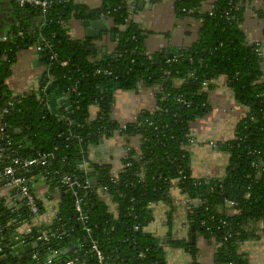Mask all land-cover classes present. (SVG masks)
I'll use <instances>...</instances> for the list:
<instances>
[{
    "label": "trees",
    "instance_id": "obj_1",
    "mask_svg": "<svg viewBox=\"0 0 264 264\" xmlns=\"http://www.w3.org/2000/svg\"><path fill=\"white\" fill-rule=\"evenodd\" d=\"M2 1L12 8L15 21L8 23L6 39L0 42V107L11 100L15 105L1 122L10 145L0 142L9 157L0 159V172L11 165V159L32 158L56 147L49 169L61 170L76 181L70 190L56 187L53 175L44 179L51 189L49 196L58 198V207L51 224L43 229L58 238H50L37 249L41 260L51 252L55 264L73 258L79 264H167L161 241L145 228L152 220L150 205L169 204L170 189L176 182L180 194L192 202L187 213L192 235L213 242L219 264H248L246 255L239 252L240 245L255 239L253 225L264 222V57L261 44L251 42L241 29L246 5L255 0H243L237 9L236 0H177L173 6L177 18L190 16L201 22L197 40L185 49L149 55L143 31L129 20L136 7L132 9L122 0H104L89 11V18L112 21L109 30L117 35V43L115 57L108 61L102 54L100 61L94 60L98 53L92 55L90 39H70L69 22L85 18L87 12L74 0H58L46 15L31 7L19 8L14 0ZM260 1L258 14L264 19V0ZM18 32L22 38L15 37ZM31 46L42 48L38 54L45 70L36 90L14 97L6 81L19 52ZM98 69L109 70L112 76L95 74ZM222 77L234 100L247 112L236 124L232 139L214 143L215 151L227 158L224 174L195 178L187 150L193 139L190 126L210 112L208 92ZM112 83H119L123 91L156 88L154 109L141 111L134 122L118 123L111 116L116 91ZM50 84L53 90L70 94L71 116L64 109L52 113L39 102L40 98L49 102L45 90ZM93 106L98 107L95 116L89 113ZM61 116L67 120L59 121ZM115 135L124 139L137 136L140 141L138 152L127 148L117 173L87 156L89 147ZM78 162L91 171L94 185L86 187L88 178ZM73 192L80 199L84 223L78 220ZM4 194L18 197L0 185V199ZM226 202L235 205L229 208ZM108 203L115 209L110 210ZM39 208L42 212V203ZM20 221L30 222L26 211L21 207L13 211L0 201L4 236L0 246L14 245V250L0 253V257L7 256L2 264H31L27 244L11 239ZM166 243L189 252L190 264H200L195 243L170 238ZM93 245L105 257L102 263ZM68 247L75 250L62 254Z\"/></svg>",
    "mask_w": 264,
    "mask_h": 264
},
{
    "label": "crops",
    "instance_id": "obj_2",
    "mask_svg": "<svg viewBox=\"0 0 264 264\" xmlns=\"http://www.w3.org/2000/svg\"><path fill=\"white\" fill-rule=\"evenodd\" d=\"M103 1L74 0L76 4L85 7L87 12L85 18L69 22L68 34L70 39H86L85 31L80 23L83 20H95L89 18V11L92 12L99 8ZM122 1L128 3L132 9L136 7V11L130 14L129 20L136 23L143 31L145 35L144 46L147 53L185 49L197 40L201 22L190 16L177 18L173 11L174 3L177 0H159L154 4H151L149 0ZM10 8L7 1L0 3V31L8 29L9 18L13 17ZM261 8L262 2L260 0L247 4L245 8L241 29L251 42L259 41L264 34V19L258 14ZM4 17H8V19ZM103 21L110 29L112 21ZM110 34L111 31L108 30L107 34H102V39L91 40V43L99 51L101 48H105L106 56L113 58L117 42L111 40ZM97 56L100 58L99 55ZM44 70L35 46L20 51L6 81L12 96H20L31 89H37L38 79ZM155 91L156 88L143 86L136 91L116 89L111 110L112 118L120 124H125L134 122L143 110L152 111L155 107ZM61 93L64 94V92ZM208 104L210 112L190 126L193 139L187 150L191 154V175L195 178L220 177L224 174L227 158L216 152L209 143L232 139L236 124L247 112L243 105L234 100L233 94L223 77L214 81V88L208 92ZM97 112V106L90 107L91 116H95ZM139 143L137 136L124 139L120 135H115L89 147L87 156L95 164L106 163L110 165L112 171L117 173L122 168L120 161L126 156L127 148H132L138 152ZM81 169L84 170L83 167ZM35 194L43 208L38 221L43 226H48L56 215L58 198L56 196L51 198L47 192V187L40 182L35 185ZM169 195L172 206L170 207L164 202L152 204L150 206L152 220L145 228L147 232L155 235L161 241L167 264H190L191 255L189 252L180 247L170 246L166 241L169 238L176 241H191L192 236L194 237L197 261L200 264H219L215 258L216 247L213 242H208L201 235H192L187 221V212L183 206L185 199L180 194L176 182L172 183ZM101 196L104 198L103 194ZM108 204L110 210L115 209L113 203ZM227 213L229 215L234 214L231 210H227ZM255 236V239L242 243L239 252L246 255L248 264H264V224L255 230Z\"/></svg>",
    "mask_w": 264,
    "mask_h": 264
},
{
    "label": "built area",
    "instance_id": "obj_3",
    "mask_svg": "<svg viewBox=\"0 0 264 264\" xmlns=\"http://www.w3.org/2000/svg\"><path fill=\"white\" fill-rule=\"evenodd\" d=\"M16 5L19 8L28 6L32 9L40 11L43 15H46L52 7L58 3V0H14ZM153 1V0H149ZM245 1V0H244ZM243 2V0H236V3L234 4V8L237 9L240 7ZM15 37H23V34L21 32H18L15 34ZM6 37H3L2 40H5ZM42 41V40H41ZM257 44H261V48H259L261 57H264V35L263 37L257 41ZM37 52H40L42 50L41 47H36ZM150 53L146 52V55H149ZM100 57V54H98ZM52 58H55L54 56ZM95 61H100V58L95 57ZM62 66H66V62L61 63ZM95 74L97 75H103L107 77L112 76V72L109 70L104 69H98L96 70ZM115 79V78H113ZM36 89H31L27 93H30L31 91ZM45 89H42L43 92ZM74 91V90H73ZM15 97V96H14ZM39 102L42 103L45 107L50 109L49 102L44 100L43 98L39 99ZM15 105V101L11 100L6 107L1 108L0 107V142L2 145L9 146V140L8 136L4 134V126L1 123L5 116H7L12 110L13 106ZM67 118L61 116L59 117V121H65ZM215 142H210L209 145L214 148ZM56 150V147L53 148L52 151L47 153H38L36 156L32 158H14L11 159V165L5 167L2 172H0V185H2L4 188L8 190L15 191V193L18 195V197L13 198L9 196L8 194H4L1 196L0 201L3 202L5 205L12 208L13 211L19 209V207L23 208L28 217L30 218V222L27 223L25 221H20L16 223L17 228L15 229V232L12 235V241L14 243H26L27 245H30L32 243H37V248L32 250L29 255V259L31 264H55L52 261V254L51 252H48L46 255V259L44 261L41 260L39 257V254L36 252L37 249L49 242L50 238H58L55 233H52L51 235L43 229V225L39 223L38 217L41 215L40 208H39V201L37 199V196L34 193L35 185L39 182L44 184L46 186V183L44 181L45 177L47 175H53V183L56 185V187H65L67 189L73 190L76 187V181L72 177H70L65 172H62L61 170H55L51 171L49 168L51 166V162L55 158L54 151ZM5 148L3 146L0 147V159H8L9 157L4 155ZM84 163H82V167L84 170L87 168L84 167ZM80 167V166H78ZM40 177V179L34 178V177ZM52 180V178H51ZM86 187L89 186V181L85 182ZM47 187V186H46ZM47 192L50 193L51 189L47 188ZM73 195L75 197V211L78 215V220L82 223L85 222L86 218L81 214V208H80V199L76 197V193L73 192ZM14 199H18L20 202V205H17V201ZM184 209L187 213L191 212V205L192 202L184 196ZM170 207L172 206V202L168 204ZM227 207H232L235 205L234 202H226ZM151 206V205H150ZM264 222L259 221L256 224L253 225V229H258L259 226L263 225ZM135 230L138 229V227L134 228ZM88 232V230H86ZM2 229L0 228V241L4 239V236L2 235ZM26 245V246H27ZM160 245L162 243L160 242ZM3 249H8L10 251L14 250V245L12 244H5L0 246V253L3 251ZM92 250L95 252L96 258L99 263H102L105 260V257L101 254V252L97 249L96 245L92 246ZM18 255V253H17ZM143 257V255L141 254ZM64 264H79L78 258H73L70 260H67Z\"/></svg>",
    "mask_w": 264,
    "mask_h": 264
},
{
    "label": "water",
    "instance_id": "obj_4",
    "mask_svg": "<svg viewBox=\"0 0 264 264\" xmlns=\"http://www.w3.org/2000/svg\"><path fill=\"white\" fill-rule=\"evenodd\" d=\"M27 7L28 6H25V8H27ZM10 12H12V8H10ZM12 19H15V17H12L10 20H12ZM80 24H81V27L85 31V38L90 39V40L102 39V34H107V31L109 30V28L106 26V24L103 20H83V21H81ZM7 31H8L7 28L1 31L0 42L2 41L3 37H6ZM110 38L112 41H114L115 38H117V35L110 34ZM99 52L102 54L103 60H107V61L110 60V58H107V56H106V49L105 48H101V50L99 51V49L95 45H92V47H91L92 55H95ZM114 57H115V55L113 56V58ZM51 86H52V84H50L45 90V92L49 94L48 97H49L50 111L53 113L54 110L64 109V111L67 113V116H71V114H72L71 113L72 103H71V99H70V94L69 93L62 94L60 92V90H53L51 88ZM111 87L114 90L120 89V84L119 83H112ZM78 166H80L79 169L82 170L81 169L82 168L81 162H78ZM82 173L87 176L88 181L91 185L95 184V179L93 178L90 170H84ZM191 232H193V228H191ZM191 242L194 243V237L193 236L191 237ZM36 248H37V243H32L30 245L25 246L27 253H29L30 251H32ZM74 250L75 249L73 247H68L67 249H65L64 252H62V254H68ZM6 259H7V256L0 257V264L5 262Z\"/></svg>",
    "mask_w": 264,
    "mask_h": 264
},
{
    "label": "flooded vegetation",
    "instance_id": "obj_5",
    "mask_svg": "<svg viewBox=\"0 0 264 264\" xmlns=\"http://www.w3.org/2000/svg\"><path fill=\"white\" fill-rule=\"evenodd\" d=\"M0 17H1V15H0ZM5 19H8V17H4ZM11 18H9V20H10ZM15 21V19H12V20H10V22H14Z\"/></svg>",
    "mask_w": 264,
    "mask_h": 264
},
{
    "label": "rangeland",
    "instance_id": "obj_6",
    "mask_svg": "<svg viewBox=\"0 0 264 264\" xmlns=\"http://www.w3.org/2000/svg\"><path fill=\"white\" fill-rule=\"evenodd\" d=\"M122 91H123V90H122ZM113 95H114V99H115V96H116V95H115V92H114V94H113Z\"/></svg>",
    "mask_w": 264,
    "mask_h": 264
}]
</instances>
